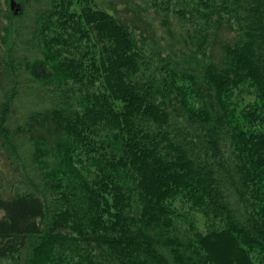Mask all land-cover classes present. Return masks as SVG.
<instances>
[{
    "label": "trees",
    "instance_id": "16d2710c",
    "mask_svg": "<svg viewBox=\"0 0 264 264\" xmlns=\"http://www.w3.org/2000/svg\"><path fill=\"white\" fill-rule=\"evenodd\" d=\"M15 3L0 264H264V0Z\"/></svg>",
    "mask_w": 264,
    "mask_h": 264
},
{
    "label": "rangeland",
    "instance_id": "374dc122",
    "mask_svg": "<svg viewBox=\"0 0 264 264\" xmlns=\"http://www.w3.org/2000/svg\"><path fill=\"white\" fill-rule=\"evenodd\" d=\"M111 1L112 0H94V3L98 9L104 10V9L108 8L109 3H111ZM9 6L10 7H8V8H9L10 12L8 15L4 14L6 12L0 11V17L1 18H2V16H5L6 18L10 19V17H11L10 14L14 15V17H15V15L18 13V11H19L18 4L15 3L14 5H9ZM174 22H175V20H172L170 22V24H168V26H167L163 23V19H159V20L155 19L154 20L155 29H156L158 36L162 39L164 45H166L167 47H170L172 49H175L178 46L182 45V43L185 39L186 33H187V29H188V27H184V26L183 27H177V25ZM5 23H6V28H8L9 27L8 21H6ZM11 32L12 31H10V33H8V34L11 35ZM8 34L6 32H1V28H0V37H3V38L7 37L8 38V37H10V36H8ZM12 38H13V36H12ZM248 91L250 92V91H252V89H248ZM244 97H245V100H251V98L249 96H247L246 94H244ZM85 156L87 157V160L85 159ZM96 157H98L97 153L90 151L86 154V151H85L81 155L82 165H83V160H84L85 161V164H84L85 167H88V169L91 170L92 161ZM82 165L77 163V166L81 171H83ZM178 209H179V213L181 215H183V216L179 217V220L181 221L182 224H185L187 222L186 215L184 214V211L181 210L180 207ZM195 216H196V219L198 222L201 223L203 221V218L200 214H196Z\"/></svg>",
    "mask_w": 264,
    "mask_h": 264
}]
</instances>
